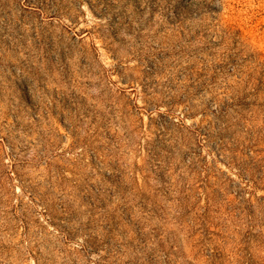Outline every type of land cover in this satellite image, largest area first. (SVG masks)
<instances>
[{
    "label": "rangeland",
    "instance_id": "374dc122",
    "mask_svg": "<svg viewBox=\"0 0 264 264\" xmlns=\"http://www.w3.org/2000/svg\"><path fill=\"white\" fill-rule=\"evenodd\" d=\"M0 264H264V0H0Z\"/></svg>",
    "mask_w": 264,
    "mask_h": 264
}]
</instances>
